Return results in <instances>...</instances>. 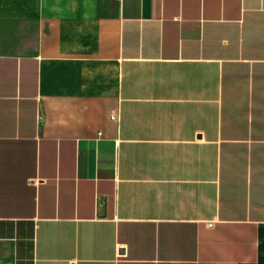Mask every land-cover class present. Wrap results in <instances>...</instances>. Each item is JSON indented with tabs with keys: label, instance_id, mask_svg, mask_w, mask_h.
<instances>
[{
	"label": "crops",
	"instance_id": "obj_1",
	"mask_svg": "<svg viewBox=\"0 0 264 264\" xmlns=\"http://www.w3.org/2000/svg\"><path fill=\"white\" fill-rule=\"evenodd\" d=\"M0 264H264V0H0Z\"/></svg>",
	"mask_w": 264,
	"mask_h": 264
}]
</instances>
